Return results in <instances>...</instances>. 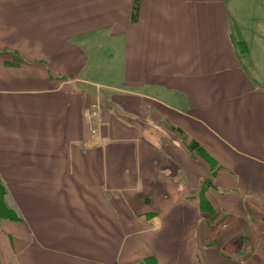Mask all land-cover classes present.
<instances>
[{"label": "crops", "instance_id": "obj_1", "mask_svg": "<svg viewBox=\"0 0 264 264\" xmlns=\"http://www.w3.org/2000/svg\"><path fill=\"white\" fill-rule=\"evenodd\" d=\"M251 12L264 0H0V178L20 214L1 264H264Z\"/></svg>", "mask_w": 264, "mask_h": 264}, {"label": "trees", "instance_id": "obj_2", "mask_svg": "<svg viewBox=\"0 0 264 264\" xmlns=\"http://www.w3.org/2000/svg\"><path fill=\"white\" fill-rule=\"evenodd\" d=\"M18 210L9 200V193L0 178V224L5 220H19ZM1 264V263H0Z\"/></svg>", "mask_w": 264, "mask_h": 264}, {"label": "rangeland", "instance_id": "obj_3", "mask_svg": "<svg viewBox=\"0 0 264 264\" xmlns=\"http://www.w3.org/2000/svg\"><path fill=\"white\" fill-rule=\"evenodd\" d=\"M249 16H246L245 20L247 22V24H252L254 22H263L264 21V13H254L251 12L249 13ZM251 30H248L249 32V38H253V31H255L257 33V28H250ZM263 30H261L260 28H258V30L263 31V36H264V28H262ZM237 30V29H236ZM236 33L238 34V30L236 31ZM246 48V44L245 43H241V50H244Z\"/></svg>", "mask_w": 264, "mask_h": 264}]
</instances>
